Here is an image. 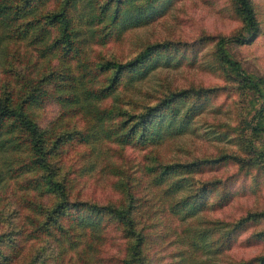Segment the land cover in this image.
Returning a JSON list of instances; mask_svg holds the SVG:
<instances>
[{"label": "trees", "instance_id": "obj_1", "mask_svg": "<svg viewBox=\"0 0 264 264\" xmlns=\"http://www.w3.org/2000/svg\"><path fill=\"white\" fill-rule=\"evenodd\" d=\"M171 1L0 0V264H64L77 229L92 237L100 226L109 225L126 240L120 264H151L145 246L151 223L137 218L139 205L127 172L103 157L105 170L119 175L115 184L125 197L100 203L73 197L67 174L75 171L62 166L67 147L87 145L94 127L119 156L124 146L155 145L172 130L180 131L218 91L201 85L166 86L154 102L122 98L120 93L132 89L149 70L194 64L198 51L207 46L200 62L237 90L257 94L260 100L246 127L254 135L264 132V79L247 75L225 48L230 41L249 43L257 36L250 0H232V10L248 32L245 39L200 34L190 41L147 44L124 61L100 54L87 59L85 36L95 46H105L119 40L127 26L158 16ZM48 107L55 113L44 121ZM80 119L81 129H69ZM5 153L10 157L1 156ZM257 157L264 160V151ZM227 158L222 154L160 163L149 169L151 182L171 192L188 186L187 193L169 204L175 212L186 208L183 214L191 213L214 192L211 204L217 207L226 202L233 174L193 176L220 168ZM254 217L248 214L238 224ZM237 264H264V255Z\"/></svg>", "mask_w": 264, "mask_h": 264}, {"label": "rangeland", "instance_id": "obj_2", "mask_svg": "<svg viewBox=\"0 0 264 264\" xmlns=\"http://www.w3.org/2000/svg\"><path fill=\"white\" fill-rule=\"evenodd\" d=\"M250 2L259 29L257 36L249 43L230 41L225 48L247 75L264 79V0ZM133 3H128V7ZM232 5V0H172L158 16L127 26L119 40L105 46H95L91 38L85 36L86 57L92 60L100 54L124 61L147 44L164 40L190 41L200 34L245 39L248 32L234 14ZM207 48L198 51L194 64L183 62L178 66L153 68L132 89L120 93L127 101L154 102L166 86L217 87V93L203 102L180 131L172 130L155 145L141 149L119 148V156L112 150L115 145L100 140L99 130L94 127L91 132L94 137L87 145L73 143L62 158V166L70 165L75 171L67 170L72 196L83 200L107 203L125 197L115 184L119 175L105 170L103 157H110L122 172H127L133 183V197L139 205L137 218L151 223L146 230L150 235L145 245L151 264H237L264 255V160L254 158L258 151H264V132L254 135L246 127L260 99L251 91L237 90L233 82L223 80L219 72L200 62L203 59L200 55ZM54 113L55 110L48 107L44 121L52 119ZM83 125L80 119L69 129H81ZM222 154L228 156L224 165L193 177L224 178L233 174L227 182L229 195L223 205L211 204L216 192L210 193L206 195V204H199L184 215L186 208L175 212L169 204L187 193L188 186L171 192L166 191L162 183L151 182L149 169L157 168L160 163L188 162ZM1 156L10 157L8 153ZM248 214L257 217L238 224ZM77 233L64 264L121 263L126 240L114 226H100L92 237L80 229Z\"/></svg>", "mask_w": 264, "mask_h": 264}]
</instances>
